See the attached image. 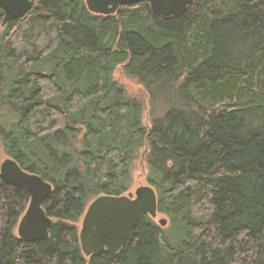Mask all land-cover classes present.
<instances>
[{
    "label": "trees",
    "instance_id": "obj_1",
    "mask_svg": "<svg viewBox=\"0 0 264 264\" xmlns=\"http://www.w3.org/2000/svg\"><path fill=\"white\" fill-rule=\"evenodd\" d=\"M4 16L0 153L53 186V224L20 239L30 195L0 178V264H264V0H196L169 18L34 0ZM117 69L149 94L150 128ZM140 155L170 230L145 215L119 253L85 257L89 204L129 193Z\"/></svg>",
    "mask_w": 264,
    "mask_h": 264
},
{
    "label": "water",
    "instance_id": "obj_2",
    "mask_svg": "<svg viewBox=\"0 0 264 264\" xmlns=\"http://www.w3.org/2000/svg\"><path fill=\"white\" fill-rule=\"evenodd\" d=\"M196 0H85L88 9L97 15H115L122 7L148 3L157 15L169 18L186 14ZM34 7V0H0L4 11L3 26L12 23ZM0 178L17 191L30 195L29 206L20 220L17 234L29 242H43L50 236L53 220L43 205L53 192V186L42 177L22 169L12 158L0 166ZM148 215L158 218V196L151 186H142L134 196H100L88 206L79 232L81 249L85 257L103 252L119 253L131 239L137 224ZM168 221L159 220L165 227Z\"/></svg>",
    "mask_w": 264,
    "mask_h": 264
},
{
    "label": "rangeland",
    "instance_id": "obj_3",
    "mask_svg": "<svg viewBox=\"0 0 264 264\" xmlns=\"http://www.w3.org/2000/svg\"><path fill=\"white\" fill-rule=\"evenodd\" d=\"M115 80L120 83L128 93V95L142 100L145 102V110L143 114V124L150 128L151 127V107H150V98L147 91L139 85L137 82L132 81L128 79L121 69H117L114 73ZM144 149L141 151V154L143 153ZM9 158L6 153L3 151L0 153V166L1 164ZM147 175H148V167L144 162L143 157L140 155V159L135 163L134 166V172H133V186L129 193L126 194V196H134L135 191L142 186H148L147 182ZM92 203V202H91ZM90 205V204H89ZM166 219L168 221L167 225L163 227L164 230L169 231L170 230V221L169 219L164 215H158V218L156 219V222L159 224V220ZM82 222V221H81ZM81 222L79 223V228L81 229Z\"/></svg>",
    "mask_w": 264,
    "mask_h": 264
}]
</instances>
